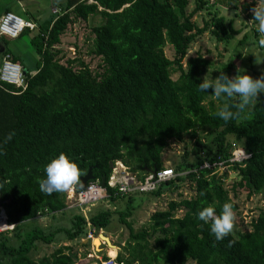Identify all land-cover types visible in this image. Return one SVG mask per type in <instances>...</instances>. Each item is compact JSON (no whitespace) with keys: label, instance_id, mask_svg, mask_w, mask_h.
Here are the masks:
<instances>
[{"label":"trees","instance_id":"obj_1","mask_svg":"<svg viewBox=\"0 0 264 264\" xmlns=\"http://www.w3.org/2000/svg\"><path fill=\"white\" fill-rule=\"evenodd\" d=\"M207 1L194 0L187 10L189 0H62L49 24L32 21V28L19 33L17 37L27 34L37 57L33 68L27 69L19 56H11L24 70L23 89L0 84V145L6 153L0 155V183L7 182L0 191V205L7 221L14 224L11 234L0 232V264H72L76 258V251L67 244L33 258L36 242L52 241L59 228L45 232L32 225L20 231L36 214L64 211L65 192L46 195L39 188V181L46 178L45 166L59 154L64 153L83 171L90 166V180L104 177L105 181L114 160L142 177L161 167L160 153L169 139L179 140L184 134L194 138L196 147L190 151L195 160L174 162L175 174L154 190L114 192L106 186V199L125 195L131 200L134 193L156 195L163 184L177 186L183 179L192 185L189 196L179 193L165 207L154 209L138 229L125 220L127 210L118 212L128 237L115 255V264H185L187 260L194 264H264V208L251 218L249 230L219 242L210 226L198 219L204 207L213 206L220 214L231 199L222 185L225 172H217L215 165L199 167L203 160L229 156L232 141L227 134L241 139L240 145L250 154L229 165L238 176L231 184L232 196L238 190H246L247 195L264 190V93L254 107L225 123L215 115L225 101L217 100L214 106L212 89L204 93L198 88L211 60L199 51L184 59L190 43L204 30L219 41L229 40L238 31L232 19L225 20L217 9L198 26L192 15ZM257 2L211 0L212 6L238 9L251 20V8ZM94 13L102 20L91 27L90 51L99 56L102 69L92 73L79 58L60 62L55 45L69 22ZM0 40L1 55L8 48L7 41L1 36ZM166 43L172 48L171 57L163 52ZM221 72L233 77V64H222L218 76ZM172 73H176L174 78ZM198 129L211 134L210 146L200 142ZM10 132L15 135L5 144ZM177 209H181L178 215ZM110 212L98 208L89 217L74 213L69 227L62 229L64 237H85L87 221L94 231L107 226ZM229 240L234 241L231 247Z\"/></svg>","mask_w":264,"mask_h":264},{"label":"rangeland","instance_id":"obj_2","mask_svg":"<svg viewBox=\"0 0 264 264\" xmlns=\"http://www.w3.org/2000/svg\"><path fill=\"white\" fill-rule=\"evenodd\" d=\"M7 1L8 0H0V5ZM61 3L62 0H11L9 5L11 6L12 12L21 13L20 15L22 16L25 14L23 11L21 12L20 9L27 7L29 13L40 17V24L41 19L53 15L50 11L51 5H55L59 8ZM207 5L204 4L201 10L192 15V20H194L198 26L202 24L203 19L209 17L213 9H217V11L225 17V20L229 18L232 19V25L237 28L238 31L229 40L219 41L216 40L207 29L204 30L190 43L184 59L199 51L211 60V64L202 72V79L212 80L217 78L220 66L226 62L233 64L235 75L243 74L244 71L253 78L259 77L264 73V47L259 44V41L264 39V34L258 31L257 23L249 19L243 12H238V9L236 10L218 5L212 6L211 0L207 1ZM193 6L194 0H189L187 10H190ZM206 6L208 9L205 8ZM101 20V16L98 13H94L88 15L86 19L77 17L69 22L64 31L59 35V42L55 45V48L60 50L58 52L59 61L64 63L66 59L79 58L87 65L92 73L100 71L102 66L98 65L100 61L99 56L93 54L90 49L93 36L91 27ZM23 39L24 37L21 41ZM21 44L23 45V42H20L18 45L14 44L12 41H7L6 45L11 51L18 53L21 63L25 64L28 69L33 66L35 59L32 53L22 49ZM16 45H18V47ZM163 52L167 57H171L172 48L168 43L163 46ZM73 66L76 67V63H74ZM171 76L174 78L176 73H172ZM212 94L213 93H211V99L214 100L213 105L216 106L218 101ZM261 97L262 94H258V100ZM204 104H207L206 100ZM197 134L202 144L210 146V133L198 129ZM233 137L234 135L232 134L226 135L227 140L232 141L231 148L235 146L242 147L240 145L241 139L237 140ZM194 147H196L194 138L188 134H184L182 139L179 140L170 138L167 145L160 153L161 167L159 168L167 167L173 169L174 162L194 161L195 155L190 151ZM223 169H226L224 171L226 175L223 177L222 185L229 191V195L231 196L229 203L233 205L237 216L236 227L233 233L249 230L251 227V218L255 217L259 210L264 208V190L249 195H247L246 190H238L237 194L232 196L230 191L231 184L234 180L238 179V176L228 166L220 170ZM128 170L130 171V169ZM179 193L181 196H189L192 193V185L189 184L188 180L183 179L181 182H177V186L163 184L160 193L156 195L148 194L147 192L134 193L130 195L131 200H127V196L125 195L113 200L102 197L92 204H86L82 208L64 206L63 212L57 211L53 214H36L35 217L22 224V230L20 231L22 232L32 225L40 226L45 232L59 228V231L55 232L52 241L47 243L36 242V248L32 252L33 258L50 253L60 244H67L71 245L72 249L76 251V258L72 264H87L88 260H92L94 254L102 256L108 253L111 256H115L118 251L122 250V245L128 237V229L118 220L119 211L127 210L125 220L131 223L133 229H138L146 224L149 214L154 209L165 207L167 201L178 198ZM64 204H66L65 194ZM98 208H106L111 211L110 221L107 226L98 228L94 231L92 235L94 236L93 239L90 238L87 242L84 237H81V239L79 238L80 240L66 239L64 237L62 229L69 227L70 218L74 213L80 211L85 217H89V215ZM180 212L181 209H177L175 214L178 215ZM11 230L12 228L9 229L6 234H11ZM82 243L85 244L83 245ZM87 252H92V256L87 257ZM185 264L194 263L191 260H187Z\"/></svg>","mask_w":264,"mask_h":264},{"label":"clouds","instance_id":"obj_3","mask_svg":"<svg viewBox=\"0 0 264 264\" xmlns=\"http://www.w3.org/2000/svg\"><path fill=\"white\" fill-rule=\"evenodd\" d=\"M251 12L252 20L258 25V31L264 34V0H258L257 5L251 8ZM259 44L264 47V39H261ZM12 85L15 86L14 84ZM198 88L204 93L208 89H212V96L214 98L225 101L215 115L227 123L230 120L238 119L246 109H250L259 103L258 94L264 93V73L257 78H253L243 71V74H237L230 78L227 74L221 72L215 79H203L198 85ZM236 97L239 98L237 102L229 103V101H232ZM14 135V132L8 133L4 143L6 144L10 141ZM5 154L3 146L0 145V155ZM45 173L46 178L39 181V188L46 195L67 192L77 186L82 187L81 177L86 174L85 171L76 163L72 162L64 153L59 154L58 157L52 159L45 166ZM4 183L7 182L0 183V191H4ZM201 195H204V193H201ZM198 219L210 226L211 234L219 242L234 232L237 216L233 205L231 203H225L222 206L220 214L216 213L213 206L204 207L198 213ZM233 243L234 241L229 240L227 246L231 247Z\"/></svg>","mask_w":264,"mask_h":264},{"label":"built area","instance_id":"obj_4","mask_svg":"<svg viewBox=\"0 0 264 264\" xmlns=\"http://www.w3.org/2000/svg\"><path fill=\"white\" fill-rule=\"evenodd\" d=\"M91 1V0H88ZM34 23L29 19H24L19 15L11 12L4 11L0 14V36L15 37L25 27L32 28ZM12 83L15 86L23 89L25 87V79L23 68L20 63L10 58L9 53H4L0 61V83ZM18 92V91H17ZM243 147L235 146L230 147L229 156L226 159H219L217 161L208 162L203 160L199 167H209L215 165L217 172L221 173L226 169L220 170L223 167H229L232 162H241L249 156ZM264 162V156L262 157ZM104 184H100L98 179L88 180L84 188H73L65 192V206H76L78 208L84 207L86 204H92L93 202L106 197V186L114 188V192H130L133 190L139 191H151L154 190L160 183L172 177L175 172L172 168L162 167L147 171L139 177L135 171H129L128 167L120 160H114ZM220 168V169H218ZM75 198V199H74ZM74 201V202H73ZM13 223L8 222L3 207L0 205V232L9 231L13 227ZM88 229L85 233V240L90 239L94 233V228L87 221ZM87 257L92 256V252H87ZM115 256H111L108 253L106 255L94 254L92 260H88L87 264H115ZM118 264H122L119 262Z\"/></svg>","mask_w":264,"mask_h":264},{"label":"crops","instance_id":"obj_5","mask_svg":"<svg viewBox=\"0 0 264 264\" xmlns=\"http://www.w3.org/2000/svg\"><path fill=\"white\" fill-rule=\"evenodd\" d=\"M17 1H20V0H17ZM31 1H33V0H31ZM11 2V0H8L6 3H3L2 5H0V14L1 13H3L4 11H7V10H9V11H11V6L9 5V3ZM5 4V5H4ZM5 9V10H4ZM58 7H56L55 5H51V7H50V11H51V13H56L57 11H58ZM20 11L22 12L23 11V13L25 14L24 16H22V15H20L19 13H15V14H17V15H19L20 17H22V18H26V19H29V20H31V21H34L35 22V24L37 23V22H39L40 20V17L38 16V15H33L32 13H29L28 12V8L27 7H25L24 9H20ZM12 12V11H11ZM14 13V12H13ZM50 19V16H47L46 18H43V19H41V24L42 23H44V22H47V24H49V20ZM38 24V23H37ZM24 37V39L21 41V39ZM1 38H3V39H5L6 41H12L14 44H18L19 45V43L20 42H23V45L21 44V47H22V49L23 50H25V51H29L30 53H32L33 54V57H34V59H36V57H37V54L35 53V51H34V49H33V47L29 44V42H28V36L27 35H23L22 37H15V38H9V37H4V36H1ZM18 45H16L17 47H18ZM7 46V45H6ZM3 50V43L1 42V40H0V52ZM7 53H9L10 54V58H11V56L12 55H14V56H19L18 55V53L17 52H14V51H11L10 49H8V52ZM4 54V53H3ZM3 54H1L0 55V61H1V58H2V55ZM12 59V58H11ZM13 60V59H12ZM18 62V61H17ZM29 68H33V66L32 67H29Z\"/></svg>","mask_w":264,"mask_h":264},{"label":"water","instance_id":"obj_6","mask_svg":"<svg viewBox=\"0 0 264 264\" xmlns=\"http://www.w3.org/2000/svg\"><path fill=\"white\" fill-rule=\"evenodd\" d=\"M23 72H24V70H23ZM85 172H86V174L81 177V181L83 183V186L82 187L81 186H77V188H84L86 182L92 178L91 167L90 166H88V168H87V170ZM99 182H100V184H104V177H101Z\"/></svg>","mask_w":264,"mask_h":264},{"label":"bare ground","instance_id":"obj_7","mask_svg":"<svg viewBox=\"0 0 264 264\" xmlns=\"http://www.w3.org/2000/svg\"><path fill=\"white\" fill-rule=\"evenodd\" d=\"M92 239L94 238V236L91 237Z\"/></svg>","mask_w":264,"mask_h":264}]
</instances>
